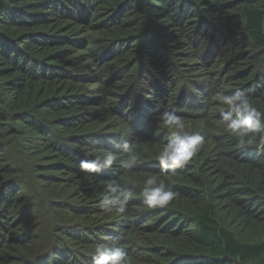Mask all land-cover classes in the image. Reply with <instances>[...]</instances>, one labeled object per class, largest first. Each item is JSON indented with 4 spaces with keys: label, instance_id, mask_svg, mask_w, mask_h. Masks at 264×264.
<instances>
[{
    "label": "trees",
    "instance_id": "1",
    "mask_svg": "<svg viewBox=\"0 0 264 264\" xmlns=\"http://www.w3.org/2000/svg\"><path fill=\"white\" fill-rule=\"evenodd\" d=\"M235 87L264 111V0H0V262L93 264L105 243L128 264H264V150L213 117ZM168 109L206 137L174 175L155 159ZM122 139L135 170H80ZM154 174L166 208H101L98 182Z\"/></svg>",
    "mask_w": 264,
    "mask_h": 264
},
{
    "label": "clouds",
    "instance_id": "2",
    "mask_svg": "<svg viewBox=\"0 0 264 264\" xmlns=\"http://www.w3.org/2000/svg\"><path fill=\"white\" fill-rule=\"evenodd\" d=\"M215 101L219 103V107L213 109V117L218 115L220 126L236 140L237 147L243 150L255 145L258 151L264 150V111L239 87L217 90ZM154 118L162 122L163 129L170 130L168 139L155 157L156 163L161 173L174 175L198 153L205 143V134L187 129L184 120L172 109L164 110L154 115ZM129 129L131 130L130 124ZM112 143L116 152L107 149L97 152L93 146L85 145L84 155L92 156V159L79 161L80 170L86 174H94L105 168L111 169L117 164L118 157L122 158H119L117 166L127 171L135 170L142 162L128 139ZM98 183L102 189L101 208L105 213L115 212L119 216L128 212L129 203L137 196L142 198L147 209L166 208L176 196L173 186L155 174L144 180L139 191L135 185L118 181ZM128 260V251L115 244H98L92 256L93 264H128Z\"/></svg>",
    "mask_w": 264,
    "mask_h": 264
}]
</instances>
